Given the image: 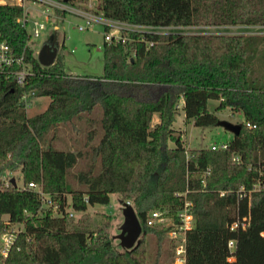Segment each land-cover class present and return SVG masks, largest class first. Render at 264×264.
Returning a JSON list of instances; mask_svg holds the SVG:
<instances>
[{"label":"trees","instance_id":"16d2710c","mask_svg":"<svg viewBox=\"0 0 264 264\" xmlns=\"http://www.w3.org/2000/svg\"><path fill=\"white\" fill-rule=\"evenodd\" d=\"M99 9L106 19L149 27L264 25V0H100ZM22 17V8L0 5V35L33 73L23 86L0 85V233L4 218L23 226L5 264H173L163 231L146 219L180 206L175 194L186 190L196 220L186 264H264V37L129 33L124 44L104 41L102 75L74 76L63 47L51 66L39 65ZM37 97L50 102L29 117ZM210 100L218 101L214 112ZM95 104L100 131L88 116ZM180 109L197 127L217 126L215 113L225 109L243 121L227 150L192 149L188 157L172 128ZM80 124L81 147H55L61 127ZM29 183L58 205L56 214L40 211ZM111 194L129 202L141 225L131 250L113 243L109 215L75 221L67 210L85 213ZM244 218L246 229H230Z\"/></svg>","mask_w":264,"mask_h":264},{"label":"rangeland","instance_id":"374dc122","mask_svg":"<svg viewBox=\"0 0 264 264\" xmlns=\"http://www.w3.org/2000/svg\"><path fill=\"white\" fill-rule=\"evenodd\" d=\"M24 9L29 13L27 15V23L25 29L27 33L31 36L29 40V45L32 49L38 52L39 48L44 42H54L58 45V53L63 47L64 54V64L66 72L74 76H100L103 72V56H102V46L104 43V33L105 30L101 25H95L92 29L79 31L77 25L81 24V19L74 16H66L64 21L57 20L56 18H51L49 22H43L42 7L38 4H32L31 2H26L24 4ZM40 23L44 25V30H40L39 36L34 38L32 33L34 31L33 23ZM154 31H161L164 33H184V34H194V33H216L225 31L224 33H229V31H235L233 34L245 35L248 32L253 31L250 28L244 26L240 27H177V28H165L156 29ZM160 33V32H159ZM231 34V33H230ZM50 102L48 97H37L31 100V103L26 108L27 116H33L43 112ZM218 101L210 100L207 104V109L209 112H214ZM89 117H92L96 122L93 123V129L100 131L99 122L101 118V107L95 104L91 110ZM220 121H226L232 124H238L243 121V116L240 113L231 114L228 109L222 110L215 113ZM158 122V117L155 114L152 119V125ZM85 125L80 124L78 126V131H70L69 128L61 127L57 132L58 140L54 144L55 147L60 149H71L73 150L75 146L81 147V143L85 136ZM172 128L178 132H181L182 141L185 149L187 150V155L189 156V151L192 149L206 148L212 144H221L223 142L229 141L232 138V134L226 131L221 126L214 127H197L193 125L192 122H186L182 110L176 115L175 121L173 122ZM98 137L95 138L94 144L97 143ZM75 143V144H74ZM172 147L173 144L169 143ZM7 175L18 177V173H8ZM18 186L22 185L21 180H17ZM69 213H72L73 218L76 220L84 217L101 219L99 214L109 215V233L113 237V243L118 246L119 241L115 238L120 233V226L123 223V216L121 212V203L118 195L111 194L110 202L107 205H95L89 207L85 213H76L70 209H67ZM6 218H4L5 220ZM171 248L170 243L166 239L164 234L163 247ZM150 251V247H148Z\"/></svg>","mask_w":264,"mask_h":264},{"label":"built area","instance_id":"2783aa9c","mask_svg":"<svg viewBox=\"0 0 264 264\" xmlns=\"http://www.w3.org/2000/svg\"><path fill=\"white\" fill-rule=\"evenodd\" d=\"M26 2L38 4L40 7H42L43 22H49L51 18L64 21L66 16H74L81 19L82 21L81 24L77 25V29L79 31L92 29L95 25H101L105 30L104 41L109 44L126 43L128 41L129 33L167 34L161 31H159V33L154 30L155 28L160 30L165 28H177L131 25L106 19L99 9L100 0H0V5H9L22 8L23 17L17 22L25 27L27 23V15L29 13L24 9V4ZM33 25L34 31L32 36L37 38L40 33L39 31L44 30V25L37 22L33 23ZM219 27L227 26H217V28ZM244 27L253 30L246 33L245 35L264 37V25ZM224 32L225 31H222V33L216 32L206 34L238 35L233 34L235 31H229V33ZM153 44V42H150L148 45L152 46ZM262 47H264V45H262ZM32 74L33 73L30 68H28V66L24 63L23 57L16 56L7 42L2 39L0 35V85L4 82L10 81L17 86H23L27 78L32 76ZM23 98L25 99L26 97L23 96ZM245 126L248 128L255 127L249 122H246ZM209 148L213 151L227 150L228 141L221 144H212ZM233 160L237 161V158H234ZM6 185H8V182H6ZM28 187L38 193L41 200L40 211H46V209H50L54 214H56L58 205L51 201L47 194H45L38 186L33 183H29ZM188 194V190L183 193H176L175 197L179 199V202L181 203L180 206L172 209L163 208L152 210L149 212L146 219V224L148 226L160 229L166 235V239L170 243L173 252V264H186L187 234L194 228L196 222L193 211V203L188 199ZM219 196L223 197L224 192H219ZM127 203L129 204V202ZM69 215L73 216L72 213ZM4 222L6 226L0 233V264H5L9 254L16 245L19 234H21L23 231L22 225L10 224L6 219ZM238 227L246 229L247 222L245 218L240 222L233 223L230 226V229L234 230ZM233 247L234 242L230 241L228 243V248L231 250Z\"/></svg>","mask_w":264,"mask_h":264},{"label":"water","instance_id":"95a60500","mask_svg":"<svg viewBox=\"0 0 264 264\" xmlns=\"http://www.w3.org/2000/svg\"><path fill=\"white\" fill-rule=\"evenodd\" d=\"M58 45L54 42H44L37 52V62L42 67L51 66L58 54ZM217 126L223 127L233 136L237 135L241 126L239 124H232L226 121H218ZM11 183L16 186L15 180L12 178ZM121 212L123 216V223L120 226V233L115 236L119 241V246L125 250H131L139 244V238L142 233L141 225L138 221L133 207L124 202L121 204Z\"/></svg>","mask_w":264,"mask_h":264}]
</instances>
